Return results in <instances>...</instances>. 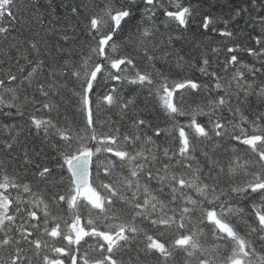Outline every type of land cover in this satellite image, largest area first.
I'll return each instance as SVG.
<instances>
[{
    "label": "snow or ice",
    "instance_id": "snow-or-ice-1",
    "mask_svg": "<svg viewBox=\"0 0 264 264\" xmlns=\"http://www.w3.org/2000/svg\"><path fill=\"white\" fill-rule=\"evenodd\" d=\"M5 65L0 264H264V0H0Z\"/></svg>",
    "mask_w": 264,
    "mask_h": 264
},
{
    "label": "trees",
    "instance_id": "trees-1",
    "mask_svg": "<svg viewBox=\"0 0 264 264\" xmlns=\"http://www.w3.org/2000/svg\"><path fill=\"white\" fill-rule=\"evenodd\" d=\"M57 2H59V0H57ZM241 2H242V0H233V3H237L238 4V3H241ZM224 11H227V9H225ZM236 24H238L240 28H244L246 31H251V29L248 28L245 25V22H244L243 19H240L237 22H235L233 26H235ZM221 27H222V25H221ZM210 35L213 37V41L214 42H219L220 39H221L215 33H210ZM121 38L122 37H118V39H121ZM179 46H180V44L177 43V47H179ZM190 47H191L190 45H186L184 50L187 52V51L190 50ZM221 58H223V54H222ZM245 59H250V58H248V57L245 56ZM158 66H160V65H158ZM0 67H6V65L5 66H0ZM13 71H15V69H13ZM192 74L193 75H199L196 72H193ZM18 76L22 79V74H19L18 73ZM17 83H19V80L17 81ZM125 94L127 95V93H125ZM145 103H146V93L142 92L140 94L139 99H138V104H139V106L141 108H143L145 106ZM147 104H148V107L151 108L152 105H151V101L150 100L147 101ZM65 115H67L69 117V119H72L73 118V110L70 107L69 108H63L62 107V110H61V120H63V117ZM147 115H148V118L151 119V120H153L154 123H159V124H161V126H163V124L165 122V117L163 116L162 113H159L158 111H155V112L147 113ZM113 118L114 119H118V117H115V116ZM4 123L15 124L17 126H25V132L22 134L21 139H24L25 136L28 135L27 128H26V125H27V114H25L24 117H15L14 116L11 119H5L4 117L0 116V124H4ZM3 138H4V135H3L2 132H0V139H3ZM33 144H35V145L38 146L40 144L39 139H34V140L33 139H30L29 140V147H32ZM49 155H51V153H49ZM27 178L28 179H31V176L29 175ZM240 206L245 207V210L246 211L248 210L245 205H240Z\"/></svg>",
    "mask_w": 264,
    "mask_h": 264
}]
</instances>
